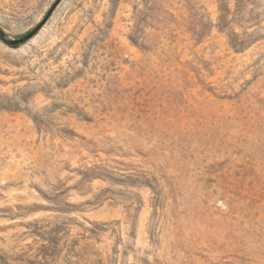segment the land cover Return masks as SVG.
Here are the masks:
<instances>
[{"label": "rangeland", "instance_id": "1", "mask_svg": "<svg viewBox=\"0 0 264 264\" xmlns=\"http://www.w3.org/2000/svg\"><path fill=\"white\" fill-rule=\"evenodd\" d=\"M0 264H264V0H0Z\"/></svg>", "mask_w": 264, "mask_h": 264}, {"label": "water", "instance_id": "2", "mask_svg": "<svg viewBox=\"0 0 264 264\" xmlns=\"http://www.w3.org/2000/svg\"><path fill=\"white\" fill-rule=\"evenodd\" d=\"M53 8L49 11L47 17L44 19V21L39 24L35 29H33L32 31H30L27 35L19 38V39H11V40H8L6 38L5 35H1L0 38L8 45L10 46H17V45H21V44H24L26 42H28L29 40H31L35 35L36 33L40 30L41 26L43 25V23L46 21V19L48 18V16L51 14Z\"/></svg>", "mask_w": 264, "mask_h": 264}, {"label": "bare ground", "instance_id": "3", "mask_svg": "<svg viewBox=\"0 0 264 264\" xmlns=\"http://www.w3.org/2000/svg\"><path fill=\"white\" fill-rule=\"evenodd\" d=\"M8 40H11V38H9V37H6Z\"/></svg>", "mask_w": 264, "mask_h": 264}, {"label": "trees", "instance_id": "4", "mask_svg": "<svg viewBox=\"0 0 264 264\" xmlns=\"http://www.w3.org/2000/svg\"><path fill=\"white\" fill-rule=\"evenodd\" d=\"M17 46H19V45H17ZM17 46H15V47H17Z\"/></svg>", "mask_w": 264, "mask_h": 264}]
</instances>
